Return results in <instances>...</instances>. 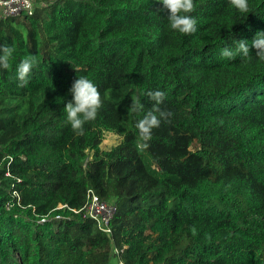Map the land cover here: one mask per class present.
Masks as SVG:
<instances>
[{"label": "trees", "instance_id": "obj_1", "mask_svg": "<svg viewBox=\"0 0 264 264\" xmlns=\"http://www.w3.org/2000/svg\"><path fill=\"white\" fill-rule=\"evenodd\" d=\"M194 3L189 35L157 0H53L0 18L15 48L0 69V264H264V60L251 43L264 0L247 13ZM236 40L250 58L221 56ZM29 54L39 62L19 87ZM79 76L103 99L83 135L63 111ZM156 90L173 115L142 147ZM106 134L120 137L109 150ZM89 190L118 207L110 236L73 211Z\"/></svg>", "mask_w": 264, "mask_h": 264}, {"label": "clouds", "instance_id": "obj_2", "mask_svg": "<svg viewBox=\"0 0 264 264\" xmlns=\"http://www.w3.org/2000/svg\"><path fill=\"white\" fill-rule=\"evenodd\" d=\"M162 3L163 8L167 10L169 27L181 34L189 35L197 31V20L190 15L195 10L194 0H157ZM231 6L241 13L249 11L248 0H229ZM252 47L256 49V56L264 60V31H258L253 39ZM15 52L13 45L6 41L0 43V69L9 70L11 68V58ZM249 42L247 40H236L235 49L225 47L221 50V56L228 60H234L239 56L242 60L250 58ZM36 55H26L16 67V80L19 87H25L29 83V76L33 69L38 65ZM73 99L69 101L64 112L66 113L67 123L78 135L84 134V125L87 122L94 121L99 110L103 107V99L98 86L89 78L79 76L74 80L69 89ZM149 99L154 101L153 109L148 111L142 119L138 120L136 127L139 130V139L144 143L142 147H147V141L152 138V130L158 128L161 121H169L173 115L171 111L161 110L159 105L166 99V93L160 90L147 93ZM143 105L133 100L130 108L132 112L142 111ZM156 113H159L157 115ZM195 235L196 229L192 228Z\"/></svg>", "mask_w": 264, "mask_h": 264}, {"label": "built area", "instance_id": "obj_3", "mask_svg": "<svg viewBox=\"0 0 264 264\" xmlns=\"http://www.w3.org/2000/svg\"><path fill=\"white\" fill-rule=\"evenodd\" d=\"M52 2L53 0H0V18L32 16L38 7L46 6ZM87 162L88 160H86ZM15 195L18 198L16 192ZM73 211L95 222L103 233L109 236L113 234L112 222L118 213V207L101 200L93 190L87 192L86 203L82 209Z\"/></svg>", "mask_w": 264, "mask_h": 264}, {"label": "rangeland", "instance_id": "obj_4", "mask_svg": "<svg viewBox=\"0 0 264 264\" xmlns=\"http://www.w3.org/2000/svg\"><path fill=\"white\" fill-rule=\"evenodd\" d=\"M120 141V137L114 134H106L105 139L102 144V148L109 150L113 146H116ZM112 264H120L119 260L116 258L112 261Z\"/></svg>", "mask_w": 264, "mask_h": 264}]
</instances>
